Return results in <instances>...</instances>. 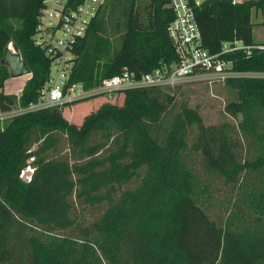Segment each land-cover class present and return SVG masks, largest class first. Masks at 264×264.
<instances>
[{
  "label": "trees",
  "instance_id": "16d2710c",
  "mask_svg": "<svg viewBox=\"0 0 264 264\" xmlns=\"http://www.w3.org/2000/svg\"><path fill=\"white\" fill-rule=\"evenodd\" d=\"M190 1L203 48L234 71L264 74L252 21L256 10L264 27V0ZM43 3L0 0V91L13 78L2 64L10 43L31 69L19 96L0 92L5 111L37 101L51 75L34 39ZM174 19L170 0H106L72 49L69 81L92 90L125 70L140 78L174 64ZM235 42L250 49L225 54ZM228 86L236 124L207 126L174 89L134 88L81 126L59 107L0 125V264H264V77ZM74 199L106 209L80 222Z\"/></svg>",
  "mask_w": 264,
  "mask_h": 264
},
{
  "label": "built area",
  "instance_id": "2783aa9c",
  "mask_svg": "<svg viewBox=\"0 0 264 264\" xmlns=\"http://www.w3.org/2000/svg\"><path fill=\"white\" fill-rule=\"evenodd\" d=\"M106 0H84L77 6H72V0H44L39 15V23L35 35V43L46 49L47 55L53 59L49 80L41 91L37 101L27 107L18 106L11 110H3L0 104V125L15 117L48 108L59 107L72 109L76 103L91 98L108 97L124 93L134 88L175 89L188 82H207L209 85L226 83L230 79L262 77L264 74L234 71L232 62L219 55H212L203 48L202 34L197 21L195 5L190 0H170V6L175 13V19L168 28L177 61L172 65H163L153 71L143 74L140 78L127 70L121 75L102 81L100 86L85 90L81 83H71L70 75L74 55L72 49L79 39L83 38L99 8ZM196 5H199L196 2ZM14 44L7 49L14 51ZM264 51V45L256 46ZM239 42L226 44L224 53L238 50H249ZM20 53V52H19ZM7 83V82H6ZM7 95V94H5ZM32 152V151H29ZM34 158H30L27 167L21 171L20 179L31 183L35 172Z\"/></svg>",
  "mask_w": 264,
  "mask_h": 264
},
{
  "label": "rangeland",
  "instance_id": "374dc122",
  "mask_svg": "<svg viewBox=\"0 0 264 264\" xmlns=\"http://www.w3.org/2000/svg\"><path fill=\"white\" fill-rule=\"evenodd\" d=\"M201 2L205 0H199ZM254 20L256 23L261 22L260 19L256 18V14H254ZM255 41L262 42L264 40V27L261 23L256 24L255 26ZM57 67L52 68V72L55 74ZM243 74H247V72H243ZM264 77V76H262ZM30 76H24L17 80H9L5 84V88L0 92H8L10 94H16L22 91L25 87V84L29 80ZM252 77H248V75H244L240 79H249ZM15 83V84H14ZM14 90L10 89V86H13ZM177 91L176 97L179 102L185 100L188 105L193 108L197 109L202 116L205 124L207 126H214L218 125L223 120H227L230 123L236 124V120L227 116L225 113V109L228 103L236 101L238 99V93L236 90L230 88L228 86V82L226 83H216L209 85L207 82H199L193 81L188 82L185 85L179 86L174 89ZM173 89L172 91L175 92ZM124 93H118L108 97H97L91 98L84 102L77 103L75 106L80 108L81 115L74 117L73 108L72 109H63V116L72 124L81 126L85 120L86 112L90 111L92 114L93 112L98 111L103 105L105 104H114L122 106L124 103ZM72 113V114H71ZM85 114V118H81ZM89 114V115H90ZM72 115V116H71ZM74 117V118H73ZM77 118V119H76ZM81 118V120H79ZM83 119V120H82ZM68 154V150H64L63 155ZM137 182H133L130 185L126 186V188H133ZM75 205V212L74 217L77 218L78 221L84 222L87 224L93 223L97 220L106 209L105 205L100 206H88L85 204H81L74 199Z\"/></svg>",
  "mask_w": 264,
  "mask_h": 264
},
{
  "label": "water",
  "instance_id": "95a60500",
  "mask_svg": "<svg viewBox=\"0 0 264 264\" xmlns=\"http://www.w3.org/2000/svg\"><path fill=\"white\" fill-rule=\"evenodd\" d=\"M14 51L6 49L2 64L8 67L10 75L14 78L31 75V69L27 67L19 50L14 47Z\"/></svg>",
  "mask_w": 264,
  "mask_h": 264
},
{
  "label": "crops",
  "instance_id": "0c3cea01",
  "mask_svg": "<svg viewBox=\"0 0 264 264\" xmlns=\"http://www.w3.org/2000/svg\"><path fill=\"white\" fill-rule=\"evenodd\" d=\"M235 1V3H238V4H241V3H244V2H246V1H250V0H234ZM198 2H201V1H199L198 0ZM254 14H256V18L257 19H260L261 20V22H259L258 21V23H256L255 22V20H254ZM252 21H253V23L255 24V26H256V24H259V23H262V18H261V13L260 12H257L256 10L255 11H253V17H252ZM255 26H254V30H253V34L255 33ZM254 42L256 43V44H259V42H256L255 41V36H254ZM264 42V40L262 41V42H260V43H263ZM26 76H30V78H31V75H26ZM22 77H24V76H22ZM19 78H21V77H18V78H11L10 80H17V79H19ZM30 78H29V80H30ZM9 81V80H8ZM28 82V81H27ZM15 84V83H14ZM14 84H13V86H10V89L11 90H14ZM26 85V84H25ZM24 89V88H23ZM23 89H22V91H23ZM22 91L21 92H19V93H16V94H10L9 92H8V89H7V92H5V94H7V95H17V96H19L21 93H22ZM74 114L73 115H75L74 117H77V116H79V115H81L80 113H83L82 111H80V108H78V106H74L73 107V111H72ZM91 112L90 111H88V112H86L85 114H86V116L87 115H89ZM72 114V113H71ZM85 114H83V116H81V118H83L84 116H85ZM72 116V115H71ZM85 116V117H86ZM73 117V118H74ZM84 117V118H85ZM81 118H79V120H81ZM83 118V119H84ZM77 119V118H76ZM82 119V120H83Z\"/></svg>",
  "mask_w": 264,
  "mask_h": 264
}]
</instances>
